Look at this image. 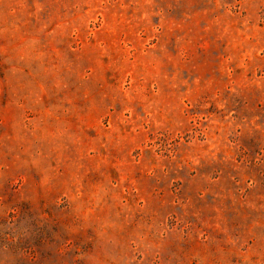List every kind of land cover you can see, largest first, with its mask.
Masks as SVG:
<instances>
[{"label":"rangeland","instance_id":"rangeland-1","mask_svg":"<svg viewBox=\"0 0 264 264\" xmlns=\"http://www.w3.org/2000/svg\"><path fill=\"white\" fill-rule=\"evenodd\" d=\"M0 264H264V0H0Z\"/></svg>","mask_w":264,"mask_h":264}]
</instances>
